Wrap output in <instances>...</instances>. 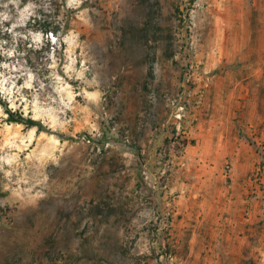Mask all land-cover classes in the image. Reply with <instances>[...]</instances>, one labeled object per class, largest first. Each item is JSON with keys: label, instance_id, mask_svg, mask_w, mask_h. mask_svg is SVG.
<instances>
[{"label": "rangeland", "instance_id": "1", "mask_svg": "<svg viewBox=\"0 0 264 264\" xmlns=\"http://www.w3.org/2000/svg\"><path fill=\"white\" fill-rule=\"evenodd\" d=\"M0 264H264V0H0Z\"/></svg>", "mask_w": 264, "mask_h": 264}, {"label": "crops", "instance_id": "2", "mask_svg": "<svg viewBox=\"0 0 264 264\" xmlns=\"http://www.w3.org/2000/svg\"><path fill=\"white\" fill-rule=\"evenodd\" d=\"M195 135L201 136L203 138V135H202V131L201 130H199L198 132H195ZM236 159L237 158H235V160ZM244 161H246V159Z\"/></svg>", "mask_w": 264, "mask_h": 264}]
</instances>
